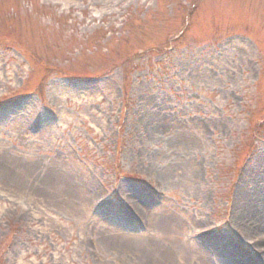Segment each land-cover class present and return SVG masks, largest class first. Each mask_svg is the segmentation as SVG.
I'll return each mask as SVG.
<instances>
[{
  "label": "rangeland",
  "instance_id": "374dc122",
  "mask_svg": "<svg viewBox=\"0 0 264 264\" xmlns=\"http://www.w3.org/2000/svg\"><path fill=\"white\" fill-rule=\"evenodd\" d=\"M192 1L0 0V264H235L264 232V143L247 130L264 0H197L176 46L134 56Z\"/></svg>",
  "mask_w": 264,
  "mask_h": 264
},
{
  "label": "bare ground",
  "instance_id": "6f19581e",
  "mask_svg": "<svg viewBox=\"0 0 264 264\" xmlns=\"http://www.w3.org/2000/svg\"><path fill=\"white\" fill-rule=\"evenodd\" d=\"M9 198L12 199V200L15 199L16 201H20V200L23 199V198H11V197H9ZM242 198H243V193L241 192L240 194L237 195V199L239 201H241ZM217 245H218V250L217 251H222L223 248H224V243L223 242H219Z\"/></svg>",
  "mask_w": 264,
  "mask_h": 264
}]
</instances>
